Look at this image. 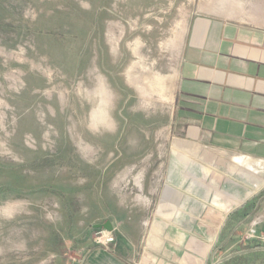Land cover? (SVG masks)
Masks as SVG:
<instances>
[{
  "label": "rangeland",
  "instance_id": "obj_1",
  "mask_svg": "<svg viewBox=\"0 0 264 264\" xmlns=\"http://www.w3.org/2000/svg\"><path fill=\"white\" fill-rule=\"evenodd\" d=\"M194 2L0 0V264H84L100 246L94 226L122 232L131 212L146 233L135 264L168 247L179 216L180 261L193 258L203 214L188 231L185 206L173 217L157 206L190 160L173 122ZM205 167L207 180L184 173L196 186L179 187L180 203L222 175ZM214 193L196 197L208 209Z\"/></svg>",
  "mask_w": 264,
  "mask_h": 264
},
{
  "label": "crops",
  "instance_id": "obj_2",
  "mask_svg": "<svg viewBox=\"0 0 264 264\" xmlns=\"http://www.w3.org/2000/svg\"><path fill=\"white\" fill-rule=\"evenodd\" d=\"M193 4L173 122V148L181 143L190 160L180 157L170 177L172 158L167 173L172 184L162 191L157 210L173 217L181 204L185 206L182 211L187 214L182 217L187 220L182 221L188 231L195 226L196 215L203 214L197 234L204 244H194L193 258L184 255L180 261L179 216L170 223L168 247L141 252L139 264H212L211 250L217 243L221 264H264V245L259 241L264 235V25L250 23L264 21V11H253L259 4L255 0ZM207 165L218 166L222 175L211 179L205 193L194 192L192 206L186 200L180 203L179 187L188 181L193 190L191 179L207 180ZM187 170L191 179L184 175ZM213 191L221 195L213 196L212 207L206 209L205 199ZM136 214L118 217V224L124 225L122 232H115V243L97 247L84 264H135L136 250L146 234ZM157 224L155 229L160 228Z\"/></svg>",
  "mask_w": 264,
  "mask_h": 264
},
{
  "label": "built area",
  "instance_id": "obj_3",
  "mask_svg": "<svg viewBox=\"0 0 264 264\" xmlns=\"http://www.w3.org/2000/svg\"><path fill=\"white\" fill-rule=\"evenodd\" d=\"M96 242L103 247L108 248L109 245L115 243L116 241V236L113 232H109L107 230H100L97 232V236H96ZM259 241L264 244V236H261L259 238Z\"/></svg>",
  "mask_w": 264,
  "mask_h": 264
},
{
  "label": "water",
  "instance_id": "obj_4",
  "mask_svg": "<svg viewBox=\"0 0 264 264\" xmlns=\"http://www.w3.org/2000/svg\"><path fill=\"white\" fill-rule=\"evenodd\" d=\"M187 172V174L189 173V171L187 170L186 171ZM192 175V174H191ZM168 182H170L169 181V179H168ZM221 194L220 193H218V192H215L214 193V196H220ZM96 229H105V230H107V231H109V232H113V230H114V228H113V226H112V224H111V222L110 221H108V222H106L105 224H103V225H96V226H94Z\"/></svg>",
  "mask_w": 264,
  "mask_h": 264
}]
</instances>
